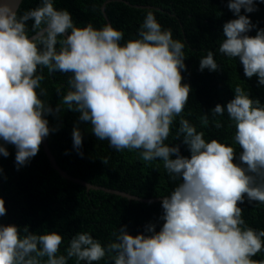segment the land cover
<instances>
[{
	"label": "clouds",
	"instance_id": "clouds-1",
	"mask_svg": "<svg viewBox=\"0 0 264 264\" xmlns=\"http://www.w3.org/2000/svg\"><path fill=\"white\" fill-rule=\"evenodd\" d=\"M257 0H228L237 18L223 25L220 54L238 59L247 78L256 76L264 85V29L255 27L245 13L256 11ZM264 2V0H259ZM31 25V35L27 26ZM137 39L123 45L122 31L111 24L96 29L92 24L75 26L67 10H57L53 0L18 15L16 0H0V141L16 149L17 170L34 158L43 140L57 129L45 118L59 114L62 105L90 123L92 134L107 140L117 151H138L148 163L162 161L172 181H179L163 196L162 227H145L146 234L130 235L126 226L111 235L106 246L88 232H78L61 254L63 237L56 232L36 234L28 226L0 224V264H264L253 259L264 251V230L248 227L238 204H264V106L237 85L226 111L235 129L233 141L240 149L206 141L189 120L181 118L176 139L190 151L168 146L171 127L181 116L191 88L182 83L186 70L185 43L162 30L152 11L140 25ZM59 45V47H57ZM70 74L67 91L57 89L60 103L53 109L40 96L44 75ZM219 70L213 51L200 59L199 71ZM37 89H40L39 93ZM217 104L211 113L224 116ZM209 124L208 114L200 117ZM215 127L223 125L217 120ZM73 148L83 136L78 125L72 131ZM0 156L8 157L0 145ZM176 157L173 159L172 157ZM107 164V159L102 160ZM0 168V172H2ZM0 198V217L6 215Z\"/></svg>",
	"mask_w": 264,
	"mask_h": 264
},
{
	"label": "trees",
	"instance_id": "trees-1",
	"mask_svg": "<svg viewBox=\"0 0 264 264\" xmlns=\"http://www.w3.org/2000/svg\"><path fill=\"white\" fill-rule=\"evenodd\" d=\"M53 0L57 10H67L77 27L92 24L100 29L111 24L124 33L120 42L123 45L129 39L138 38V30L147 12L152 11L162 30L170 29L173 39L185 43L186 70H181L182 83L191 88L189 99L181 116L176 117L171 127L168 146H179L180 155L190 158V151L176 139V132L181 118L189 120L198 132H204L206 141L216 139L218 142L236 149L234 163H239L240 149L234 144L235 129L228 119L226 105L234 98V89L239 85L249 98L259 100L264 106V85L258 78H247L238 59L228 58L219 53V41L223 37V25L237 18L228 9V0ZM41 0H22L18 15L36 8ZM134 6L138 7L135 8ZM103 9V17L101 12ZM256 11L245 13L255 26L248 33L255 36L264 29V2L255 3ZM27 26L31 35V25ZM59 47V45H57ZM213 51L219 70L199 71L200 59L207 51ZM37 74L44 75L41 88L46 95L40 96L45 104L53 109L60 103L57 89L67 91L70 74H49L47 69L38 67ZM40 89H37L39 93ZM219 104L225 108L224 116L214 117L211 110ZM208 114L209 124L201 125L200 117ZM79 114L67 110L62 105L59 114L45 118L50 129H57L45 138L47 147L57 166L69 176L90 185L122 192L141 200L162 199L168 195L179 181H172L163 167L162 161L151 163L143 161L138 151H117L109 146L107 140H98L91 131L90 123L80 122ZM223 127L217 129L215 121ZM79 127L83 144L79 155L73 148L72 131ZM9 152L8 157L0 156V198L5 201L6 215L0 217V224L15 225L21 230L24 226L36 234L56 232L62 235L61 254L71 238L78 232H88L106 246L112 239V233L119 227L126 226L132 235L146 234L145 227L155 224L156 231L162 227L159 217L163 214L161 201L140 203L129 201L101 191L89 190L61 179L51 169L40 146L38 154L30 162L17 170L15 163L16 149L11 144L0 141ZM107 159V164L102 160ZM175 159L176 157H172ZM242 209V219L254 230H264V204L249 202L238 204ZM253 259L264 260V251ZM68 264H76L75 259ZM84 264V262H81ZM94 264H107V257Z\"/></svg>",
	"mask_w": 264,
	"mask_h": 264
},
{
	"label": "water",
	"instance_id": "water-1",
	"mask_svg": "<svg viewBox=\"0 0 264 264\" xmlns=\"http://www.w3.org/2000/svg\"><path fill=\"white\" fill-rule=\"evenodd\" d=\"M22 0H16V5H17V9L20 5ZM117 2H120V3H124L125 5H129L128 3L126 2H123L122 0H117ZM135 8H138L136 6H134ZM101 12L103 14V9L101 8ZM103 17L104 19L106 20V17L105 15L103 14ZM41 148L43 150V153L48 161V164L49 166L51 167V169L53 171H55L57 173V175L71 183V184H74V185H78L82 188H84L86 191H89V190H94V191H101L103 193H106V194H110V195H115V196H118V197H121V198H125L126 200H129V201H136V202H140V203H156V202H159V201H162V199H153V200H141L137 197H134V196H131V195H128V194H125V193H122V192H118V191H113V190H110V189H105V188H101V187H96V186H93V185H90L82 180H79L77 178H74V177H71L69 176L67 173H65L64 171H62L58 166L57 164L55 163V160L53 158V156L51 155L48 147H47V144H46V141L45 139L43 140L42 144H41Z\"/></svg>",
	"mask_w": 264,
	"mask_h": 264
}]
</instances>
